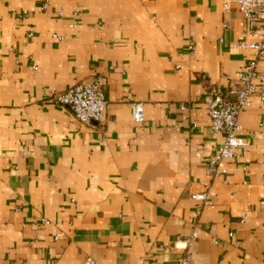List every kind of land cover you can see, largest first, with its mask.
Masks as SVG:
<instances>
[{"label": "crops", "instance_id": "obj_1", "mask_svg": "<svg viewBox=\"0 0 264 264\" xmlns=\"http://www.w3.org/2000/svg\"><path fill=\"white\" fill-rule=\"evenodd\" d=\"M246 28L222 0H0V264H264V103L206 174L224 139L202 98L253 57ZM94 76L103 129L51 99Z\"/></svg>", "mask_w": 264, "mask_h": 264}, {"label": "built area", "instance_id": "obj_2", "mask_svg": "<svg viewBox=\"0 0 264 264\" xmlns=\"http://www.w3.org/2000/svg\"><path fill=\"white\" fill-rule=\"evenodd\" d=\"M232 2L237 4L241 17L247 23L239 46L251 50L253 57L239 71L234 84L226 88L208 85L205 89L202 102L210 119V130L224 139L206 166V174L212 178L225 175L227 170L222 163L234 159L237 151L246 145L245 139L237 136L241 128L239 115L253 104L254 99L260 104L264 103V76L258 72L259 64L264 61V0H222L223 11L227 12ZM103 87L104 77L94 76L64 92L52 94L51 99L67 108L79 123L103 129L106 110ZM131 118L136 123L143 122L141 103L131 105ZM191 199L198 203L196 215L210 203L206 192L193 194ZM48 223L44 221V224ZM197 236L194 230L184 240L186 250L192 247ZM175 264H190V255L184 253Z\"/></svg>", "mask_w": 264, "mask_h": 264}]
</instances>
